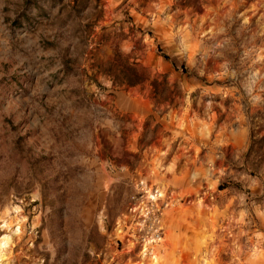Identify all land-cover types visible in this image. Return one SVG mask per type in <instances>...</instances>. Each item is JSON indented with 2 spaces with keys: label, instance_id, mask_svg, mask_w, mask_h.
Returning a JSON list of instances; mask_svg holds the SVG:
<instances>
[{
  "label": "rangeland",
  "instance_id": "obj_1",
  "mask_svg": "<svg viewBox=\"0 0 264 264\" xmlns=\"http://www.w3.org/2000/svg\"><path fill=\"white\" fill-rule=\"evenodd\" d=\"M0 242L264 264V0H0Z\"/></svg>",
  "mask_w": 264,
  "mask_h": 264
},
{
  "label": "trees",
  "instance_id": "obj_2",
  "mask_svg": "<svg viewBox=\"0 0 264 264\" xmlns=\"http://www.w3.org/2000/svg\"><path fill=\"white\" fill-rule=\"evenodd\" d=\"M162 55V57L165 59V60H169V57L168 56H166L165 54H161ZM128 85H134L135 84V82H133V81H129V82H126ZM226 187H222L221 188V190L222 189H225Z\"/></svg>",
  "mask_w": 264,
  "mask_h": 264
},
{
  "label": "bare ground",
  "instance_id": "obj_3",
  "mask_svg": "<svg viewBox=\"0 0 264 264\" xmlns=\"http://www.w3.org/2000/svg\"><path fill=\"white\" fill-rule=\"evenodd\" d=\"M0 246H2V242H0Z\"/></svg>",
  "mask_w": 264,
  "mask_h": 264
}]
</instances>
